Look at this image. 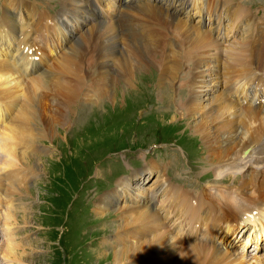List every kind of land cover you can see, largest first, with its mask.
Wrapping results in <instances>:
<instances>
[{"label": "bare ground", "instance_id": "obj_1", "mask_svg": "<svg viewBox=\"0 0 264 264\" xmlns=\"http://www.w3.org/2000/svg\"><path fill=\"white\" fill-rule=\"evenodd\" d=\"M125 1L120 0L119 4L116 0H64V8L59 13L65 12L67 10L65 7L70 5L85 11L86 14H93V6L99 8L101 12L104 10L106 21L96 26L88 23L87 25L93 26L79 32L73 42L68 41L64 45L67 50L61 51L57 48L61 44L58 46L50 42L51 30L57 36L56 39H61L62 23L69 17L68 15H65V18L60 14L52 17L54 13L39 9L34 2L4 0L6 18L0 24V97H5L7 104L0 101L1 107L5 104L4 108H0V127H2L0 161L2 160L5 168L25 167L37 170V163H35L37 158L17 152L6 143L17 139L35 146L40 144L39 139L53 138L54 124H61L66 113H72L73 98L75 100L77 92L79 93L76 88L80 84L83 86L93 80L95 72H98L95 70L97 61L104 58L103 67L99 71L104 72L105 84L97 88L98 96L103 97L107 92L108 97L112 98L120 82L129 86L130 80L136 81L133 76L138 73V70L140 74H143L151 65L156 68L157 61H161V55L167 56L173 67L172 70L162 67L161 77L163 78L168 73L175 74L177 70L181 71L186 61L181 58V55L184 54L186 58L185 54H187L188 69L182 71L184 79L181 84L188 90L185 91L187 92L185 98L175 104V114L180 116L186 114L192 117L193 122H187V124L207 147L208 155L211 157L209 162L217 165V171L214 173L216 178L219 179L224 175L236 184L235 191L226 192L222 195V199L233 206H238L240 214L234 213L230 222H226L228 219H225V221H217V224H208L209 208L214 203L209 200L207 194L199 191L192 195H199L198 199L209 203L203 206L204 219H207V222H200L199 227L194 228L193 225L196 222L194 220L197 218L193 220V217H189L195 214V211H192L194 208H192L193 203L189 193L172 183L164 173L159 178L155 177L154 183L150 188L148 187V204L144 202L130 204L129 201L133 199L131 198L127 201L126 207L114 209L118 213L119 222L115 224L117 231L137 225L136 227H142L137 234L148 235V238H133L130 243L123 244L107 257L110 264H241L243 259L238 258L234 251L223 248L221 244L235 238L240 231L239 228L247 227L248 223L255 230L264 225L258 212H255L259 209L263 212L261 216H264V185L260 184L264 181V109H252L250 104L243 107L237 97L238 92H244L251 84V78L255 77L257 72L264 70V24L249 9L247 14L238 2L232 0H230L232 4L229 0H199V2L197 0L196 4L189 3L187 9L198 15V20L194 23L187 22L179 16L186 5L185 0H177L173 8L170 6L172 0H162V3L158 0H134L136 3L129 6L124 5ZM10 10H13L15 14L10 13ZM22 10L28 13V19H31L28 21L30 25L37 24L33 32L42 36L47 35L45 41L49 43L45 44V48L48 53L43 55L60 54L48 68L66 72L71 75L70 81H53L52 79L57 76L55 72L48 82L43 79L44 76L41 79L34 77L37 67H40L42 72L46 68L42 65L33 66L34 55L38 51L33 52L32 42L23 38L29 31L21 29L22 25H25L21 17ZM32 11L34 14H31ZM70 11L75 16L76 10L70 8ZM204 12L207 13L209 23H212L206 31L200 28V25L205 24ZM215 12H223L226 15V25L222 17L214 16ZM188 16L191 17L190 14ZM123 21L132 28L126 34L128 36L121 40L114 25ZM172 26L177 29L173 30ZM260 28L262 32L258 33ZM17 30L19 35H15L14 31ZM136 32L148 36L149 39L145 41V44L143 43L144 46L137 42L140 37L135 35ZM233 33L236 36L231 40ZM15 36L18 38L14 39ZM56 39L54 38L53 41ZM161 43L163 51L160 49ZM96 47L103 54L96 53L91 55V59L86 58L89 55L88 50ZM179 47H186L187 50H173ZM7 50L11 52L10 56H6ZM4 55L8 59H5ZM112 65L116 66V71L113 70ZM113 72L116 73L115 77L111 76ZM263 74L261 73L260 76L264 78ZM218 78H222L220 88L215 87L218 85ZM26 81L29 85L25 87ZM211 85H213L211 96L200 97V94H203V88H209ZM128 91H131L130 88ZM20 93H23L21 102ZM204 93L206 95V92ZM43 96L46 99H43ZM14 100L21 103L20 108L5 126L9 117L4 118V113L6 109L14 106ZM21 121L24 122L23 127H21ZM246 149L248 153L244 156ZM250 160L253 163L249 162ZM242 164L245 166L242 167ZM231 167L236 169L231 170ZM164 170L160 168L159 173ZM12 172L5 175L7 178L1 176L0 184L4 178L10 179L14 174ZM6 183H8L5 185L6 189L17 194L16 186L11 185V182ZM118 184L121 188L128 189L126 194L123 193L126 199L133 194L130 191V180H123ZM135 187L142 188V186ZM246 188L253 190L255 195L249 194L251 191L245 192ZM115 192L112 191L109 195ZM107 196H103L95 204L96 211L106 206ZM155 198L158 200L155 201ZM217 206L213 207H216L218 212L228 209V206L227 208L220 204ZM16 209H5L3 212L6 228L17 220V215L14 214ZM179 234L184 236L185 241L180 242L182 240ZM6 244L3 256L16 257V244L9 241ZM174 248H180L177 261L174 260ZM256 261L255 264H260ZM261 262L264 264V258Z\"/></svg>", "mask_w": 264, "mask_h": 264}, {"label": "rangeland", "instance_id": "obj_2", "mask_svg": "<svg viewBox=\"0 0 264 264\" xmlns=\"http://www.w3.org/2000/svg\"><path fill=\"white\" fill-rule=\"evenodd\" d=\"M27 1L34 2L39 9H46L50 13H54L52 17L56 14H60L62 17L68 15L69 17L63 21L62 25H65L66 22L73 24L74 20L76 22L80 18L81 9L74 6L70 7V5L65 7L67 8L65 12L59 13L64 8V0ZM116 1L117 3L120 2V0ZM158 1L163 2L162 0ZM196 2L197 0H185L186 5L179 16L190 23L198 20V15L187 9L189 3L196 4ZM176 3L177 0H172L171 8ZM240 3H244L253 9L264 21V0H240ZM4 5V0H0V24L6 14V6ZM199 5L201 6V4ZM70 8L76 10L75 16L72 15ZM203 8L205 10V6ZM98 11L105 20L104 10L101 12L98 8ZM119 11H121V7H119ZM9 12L15 14L13 10ZM22 12L21 17L24 19L25 25H22L21 29L29 31L23 38L31 41L32 46L36 47L33 52L38 51L34 55L33 66L42 65L46 68L42 72L40 67H37L33 74L34 77L41 79L44 76L43 79L48 82L57 73L55 79H52L53 81H70L71 75L66 72L48 68L60 54L56 53V56L52 54L43 55L48 53L45 48V44L49 43L45 41L47 35L42 36L34 33L33 30L37 24L30 25L28 21L31 19H28V13L25 10ZM31 14H34V11ZM189 14L191 17L188 16ZM206 15L207 13L204 12V16ZM32 16L34 17V15ZM72 17L73 19H70ZM100 22V19L97 20V25L102 24ZM130 23L132 22L130 21ZM262 23L264 24V22ZM211 24L208 22L207 26L205 24L200 25V28L206 31ZM90 26L93 25H82L81 29L75 25V30L69 27L66 38H71L74 41L79 32ZM122 27L127 32H130L132 28L131 25H122ZM172 28L173 30L177 29L175 26ZM14 32L17 34L19 30ZM261 32L262 28L258 30V33ZM22 33L21 36H23ZM117 35L120 39V34ZM135 35L140 37L137 42L142 46L149 39L147 35L143 36L144 34L141 35L136 32ZM232 36L231 40L235 39L236 34L233 33ZM53 40L52 37L50 42L53 45H58L57 39ZM61 42L63 43V40ZM63 46L60 45L57 48H60L61 51L67 50L66 46ZM162 46L161 43V51L164 50ZM173 50L186 51L187 48L179 47ZM99 51L100 49L97 47L88 50L90 56L87 55L86 58L91 59V55H96ZM10 54L11 52L7 50L6 56H10ZM185 55L186 58L184 54L181 55L182 59H186L181 71L177 70L175 74L168 73L163 78L161 77V70L163 68L172 70L173 67L170 65V63L172 64L171 60L167 56L161 55V61H157L156 68L151 65L147 69L148 71H144L143 74H140L138 70V73L133 76L136 81L130 80L129 86L120 82L115 88L116 91L114 90L112 95L114 97L112 98L108 97L107 92L103 97L98 96L97 88H100L104 83V72L99 71L103 67V58L99 61L100 63L97 62L95 65V70L99 73L95 72L93 80L83 86L80 84L76 88L79 93L77 92L75 100L73 98L72 113L67 112L61 124H54L55 135L53 138L39 139L40 144H35V146L17 139L6 143L17 152L37 158L35 162L37 163V170L25 167L5 168L2 160L0 161V177L11 171L14 173L10 179L6 180L7 177L5 176L2 185L0 184V264H110L108 254L123 244L130 243L133 238H148V235L137 234L138 231L142 230V227H136L137 225L117 231L115 224L119 222L118 213L114 209L126 207L127 201L131 198L133 199L129 201L130 204L137 202L148 204L150 186L154 183L155 177L159 178L164 173L168 179L171 178L172 183L189 193L193 203L192 208H194L192 211H195V214L189 217H193V220L197 218L194 220L196 221L193 225L194 228H198L200 222H207V219H204L203 206L209 203L198 199L199 195H192L199 191L202 194H207L214 205L228 206V209L219 210V212L216 207H213L214 205L209 208L208 224H217V221H225V219H228L226 222H230L229 220L234 213L240 214L238 206H233L227 200L222 199V195L226 192L235 191L236 184H233L232 179L224 175L221 176L223 179L216 178L214 173L217 171V165L209 162L211 157L208 155L207 147L187 124V122H193L192 117L186 114L184 116L175 114V104H178L187 94V92L182 91L185 90L183 89L185 86H181V90L179 84L181 79L179 73L183 77L182 71L188 69L186 64L188 55ZM6 56L4 55V58L8 59ZM40 57L42 59H39ZM115 67L112 65L114 71H116ZM113 73L111 76L115 77L116 73ZM171 77L174 79L172 80ZM217 80L218 85L215 87H222V82L220 83L222 78ZM26 85H29L27 81L24 83L25 87ZM212 87L213 85L206 89L203 88L204 91L200 97L211 96ZM128 88L131 91H128ZM53 96L55 97V95ZM22 99L23 93H20V102ZM43 99H46L45 96ZM0 101L7 102L5 97H0ZM5 104L0 108H4ZM20 105L21 103L14 100V106L11 109H6L4 118L6 116L9 118L5 122V126L10 121L9 119L12 120V116L15 115ZM23 123L21 121V127H23ZM1 130L2 127H0V133ZM247 153H244V156ZM249 162L253 163L252 160ZM244 166L242 164V167ZM160 168L165 170L159 173ZM230 169L235 170L236 167ZM123 180H130V191L133 193L127 196V199L123 193L126 194L128 189L121 188L118 184ZM6 182H11V185L16 186L17 194L9 192L8 188L6 189L5 185L8 184ZM260 184L264 185V181H261ZM135 186H142V188ZM155 186L156 184L153 188ZM112 191L116 192L109 195ZM140 191L141 194L138 193ZM245 192L255 195L254 191L248 188ZM105 195H108L106 206L96 211L95 204ZM157 200L155 198V201ZM13 208L18 209L14 212L17 215V220L13 221V225L6 228L3 212L5 209ZM260 212H258V216L264 221V216H261L263 212ZM247 227L249 228L251 225L248 223ZM256 229H260L262 234L264 225L262 228L257 227ZM199 232L202 233V231ZM179 237L182 240L180 242L185 241L183 235L179 234ZM234 239L227 240L223 243L224 245H221L228 251H233ZM7 241L17 245H15L17 258L3 256ZM244 241V236H241L240 242L243 243ZM176 245L178 246V244ZM179 249L174 248L173 250L175 261L178 260ZM235 253L238 258L243 259L241 264H255V260L263 264L261 260L264 258V248L257 249L249 243L245 249L239 248Z\"/></svg>", "mask_w": 264, "mask_h": 264}]
</instances>
